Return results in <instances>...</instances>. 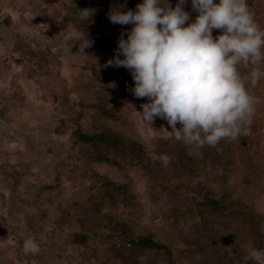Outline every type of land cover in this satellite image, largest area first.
<instances>
[{"label":"rangeland","instance_id":"rangeland-1","mask_svg":"<svg viewBox=\"0 0 264 264\" xmlns=\"http://www.w3.org/2000/svg\"><path fill=\"white\" fill-rule=\"evenodd\" d=\"M70 1L0 0V264H205L183 256L185 245L174 236L175 231L183 237L195 236L197 193L189 194L183 205L168 191L156 197L133 153L116 152L107 164L97 161L88 149L74 146L72 131L77 124L86 132L106 125L142 142L151 150L154 180L168 172L166 187L177 180L212 198L223 197L224 202L250 208L259 237L242 223L231 226L228 220L214 217L218 223L211 233L220 238V254L245 256L249 246L264 249V77L255 85L244 80L260 103L255 105L248 134L241 135L240 141L223 139L215 146L188 144L176 140L171 126L159 117L141 133L136 111H142L140 106L148 98L132 99L104 85L85 55L63 39L72 27L66 26V17L80 18L86 27L96 25L100 16L94 4L98 0H86L81 14H71ZM122 1L135 6L141 2ZM170 2L175 6L177 0ZM252 3L257 24L264 30V0ZM183 7L194 20L198 13L190 0ZM218 34L220 30L214 29L213 37ZM117 40L114 37L108 44L102 39L94 45L109 60L115 55ZM107 72L128 81L130 90L134 86L128 69L109 66ZM98 102L117 110L127 125L118 117L91 109ZM176 127H181L179 122ZM162 138H172L186 148L194 160L192 170L171 165L167 156L153 150L155 140ZM157 165L162 168L157 170ZM90 172L119 185L129 182L130 202L111 203L101 196L87 179ZM76 205H95V217L109 230L126 224L136 234H151L167 246L170 256L154 250L128 252L118 247V238L89 233L87 217ZM167 213L178 214L175 223L162 219ZM82 233L90 236L86 246L74 241ZM29 236L39 243L38 254L23 252V241Z\"/></svg>","mask_w":264,"mask_h":264},{"label":"clouds","instance_id":"clouds-1","mask_svg":"<svg viewBox=\"0 0 264 264\" xmlns=\"http://www.w3.org/2000/svg\"><path fill=\"white\" fill-rule=\"evenodd\" d=\"M188 2L177 0L172 6L170 0H141L134 10L112 7L109 21L132 27L127 38L121 32L105 67L128 69L132 94L148 98L142 111H136L141 133L159 117L176 140L215 146L250 130L260 99L249 93L244 80L255 85L264 77V30L247 0H190L198 13L194 20L183 7ZM214 29L220 30L215 38ZM63 39L78 44L81 54L94 43L81 26L70 27ZM241 63L253 66L246 77L238 71ZM40 251L34 237L24 239L25 254ZM243 259L245 264H264V249L249 246Z\"/></svg>","mask_w":264,"mask_h":264},{"label":"trees","instance_id":"trees-1","mask_svg":"<svg viewBox=\"0 0 264 264\" xmlns=\"http://www.w3.org/2000/svg\"><path fill=\"white\" fill-rule=\"evenodd\" d=\"M247 3L249 9L252 11L255 7L252 0H247ZM120 5H126V9H135V5L122 0H98V3L94 4L95 9L100 16L98 20H96V25L92 24L91 26L86 27L84 26V21L82 19L73 17H66L65 24L66 26L69 25L76 28L81 26L94 43L98 40L104 39L106 43L110 44V41H113L114 37L119 38L121 32H124L125 38H127L126 33L132 27V25L122 26L119 24H113L109 21L107 16L109 10L112 7ZM85 6L86 0H71L68 9L71 14H81V12L84 11ZM255 20L256 22L258 20L256 14ZM67 43L78 52V44H74L72 46L74 43L73 41H67ZM94 43L92 47L85 49V53L83 55H85L90 65L96 69L98 72L97 75L102 83L104 85H109L111 88L115 87L121 93H125L129 98L135 99L131 90L127 86L128 81L112 76V74L107 72L109 66L105 67V64L108 60L104 55L96 50ZM262 67H264V65H262ZM238 70L241 76H246L251 70V65L245 66L241 63L238 66ZM91 109L96 110L103 115L118 117L125 126L128 123L124 116L118 115L117 110L110 108L105 104H101L99 102L95 103L91 106ZM72 138V144L74 146H82L88 149L97 161L107 164L112 163V155L116 152L124 151L133 153L136 160L142 164L148 180L153 185L156 197H160L163 193L168 191L173 200L183 205L189 201V194L195 192L197 193L200 201L195 206V212L199 219V223L196 228L195 236L187 238L183 237L178 231L174 232V236L177 240L185 245L183 256L189 259H198L205 264H235L236 262L245 264L243 259L244 256L239 254L227 256L218 252L220 238L211 233V228L217 226V219L214 218L217 217L228 220L231 226L242 223L246 227H249L253 236L259 237V232L254 227L255 217L252 214V210L246 205L239 202H224L223 197L218 199L212 198L208 194H202L200 191H195L194 188L188 185L180 184L177 180L173 182L170 188L166 187V185H164V181L168 180L166 178L168 176V172H166L167 174L164 176L154 180L151 174L156 173V171L154 170L151 163L152 160L149 157V152L151 150L145 147L142 142L131 138L125 131L116 132L111 127L99 125L93 127L92 131L86 132L77 124L76 128L72 131ZM240 138L241 137H239L236 141H240ZM241 142L246 143L243 139ZM152 148L153 150H158L159 154L167 156L173 166H178V164H180V166L191 170L194 167V160L190 155H188L186 148L183 145L174 142L172 138L155 140ZM160 168H162L160 165L156 166L157 170H160ZM173 175H175V173L170 175V180L173 178ZM87 179L92 182L93 187L98 190V193L111 203L121 202L128 204L130 202L131 195L129 191V182L119 185L95 172L88 173ZM76 208L81 212V215H85L87 217L85 227L86 230H89V233L104 234L108 237L111 236L118 238L121 241V244L118 247L125 249L128 252L135 253L143 252L144 250H154L170 256V251L167 246L159 242L149 233L145 235L136 234L132 231V228L126 224H116L111 228V230H109V227L105 222L95 217L97 215L93 211L96 209L95 205L93 207L76 205ZM178 217V214L175 213L162 215V219L172 223H175ZM89 238L90 236L87 234H76L74 236V241L78 245L86 246ZM130 264L133 263L131 262ZM247 264H254V262L249 260Z\"/></svg>","mask_w":264,"mask_h":264}]
</instances>
